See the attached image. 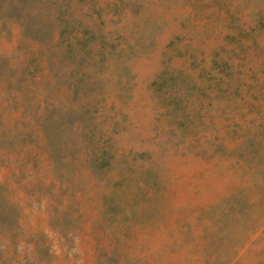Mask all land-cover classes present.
<instances>
[{
	"label": "rangeland",
	"instance_id": "rangeland-1",
	"mask_svg": "<svg viewBox=\"0 0 264 264\" xmlns=\"http://www.w3.org/2000/svg\"><path fill=\"white\" fill-rule=\"evenodd\" d=\"M0 264H264V0H0Z\"/></svg>",
	"mask_w": 264,
	"mask_h": 264
}]
</instances>
